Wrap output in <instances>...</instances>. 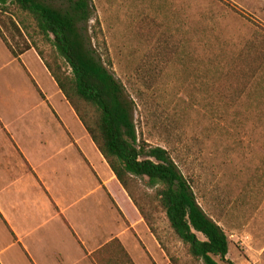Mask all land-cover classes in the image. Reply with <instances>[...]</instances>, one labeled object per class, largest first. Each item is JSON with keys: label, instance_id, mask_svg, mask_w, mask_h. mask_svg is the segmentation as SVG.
<instances>
[{"label": "rangeland", "instance_id": "rangeland-1", "mask_svg": "<svg viewBox=\"0 0 264 264\" xmlns=\"http://www.w3.org/2000/svg\"><path fill=\"white\" fill-rule=\"evenodd\" d=\"M91 1L87 34L134 102L139 135L167 149L189 179L230 241L227 257L264 264V0ZM0 29L16 49L33 40L6 15ZM153 220L172 264H203L158 207Z\"/></svg>", "mask_w": 264, "mask_h": 264}, {"label": "crops", "instance_id": "crops-1", "mask_svg": "<svg viewBox=\"0 0 264 264\" xmlns=\"http://www.w3.org/2000/svg\"><path fill=\"white\" fill-rule=\"evenodd\" d=\"M167 254L37 52L15 57L0 37V264H172Z\"/></svg>", "mask_w": 264, "mask_h": 264}, {"label": "trees", "instance_id": "trees-1", "mask_svg": "<svg viewBox=\"0 0 264 264\" xmlns=\"http://www.w3.org/2000/svg\"><path fill=\"white\" fill-rule=\"evenodd\" d=\"M53 1L0 0V14L10 17L14 31L33 39L16 49L0 29L7 48L15 57L31 48L37 52L153 233L157 234L153 217L158 207L173 236L193 259L203 264H237L227 257L230 241L226 233L202 209L189 179L167 149L152 146L139 135L134 102L109 69L110 60L97 52L87 34L88 23L95 18L92 1ZM95 24L99 26L97 19ZM96 31L101 32L99 28ZM34 36L49 48L48 52ZM240 63L238 58L233 70H238ZM254 73L250 69L249 78ZM155 202L157 207L152 205ZM170 259L174 262L173 257Z\"/></svg>", "mask_w": 264, "mask_h": 264}]
</instances>
